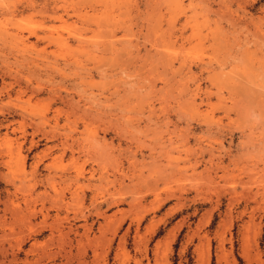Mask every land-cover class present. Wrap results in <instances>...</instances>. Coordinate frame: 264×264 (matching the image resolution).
<instances>
[{"label": "rangeland", "instance_id": "rangeland-1", "mask_svg": "<svg viewBox=\"0 0 264 264\" xmlns=\"http://www.w3.org/2000/svg\"><path fill=\"white\" fill-rule=\"evenodd\" d=\"M0 152V264H264V0H0Z\"/></svg>", "mask_w": 264, "mask_h": 264}, {"label": "bare ground", "instance_id": "bare-ground-1", "mask_svg": "<svg viewBox=\"0 0 264 264\" xmlns=\"http://www.w3.org/2000/svg\"><path fill=\"white\" fill-rule=\"evenodd\" d=\"M30 148H31V147H30ZM0 154H1V152H0ZM31 177H32V175H31ZM33 178H34V177H33ZM47 179H48V178H47ZM77 180H78V179H77ZM23 182H24V181H23ZM24 184H25V182H24ZM20 185H21V184H20ZM15 186H16V185H15ZM21 186H22V185H21ZM19 188H20V187H19ZM14 189H15V188H14ZM29 189H30V188H29ZM15 190H16V189H15ZM26 190H27V189H26ZM24 192H25V191H24ZM26 192H27V191H26ZM57 192H58V191H57ZM29 193H30V192H29ZM60 193L62 194L61 191H60ZM46 194H47V193H46ZM61 194H60V195H61ZM64 194H65V193H64ZM47 195H48V194H47ZM32 196H33V195H32ZM32 196H31V197H32ZM52 197H55V196H52ZM52 197H51V198H52ZM56 198H58V197H56ZM29 199H30V198H29ZM59 199H60V197H59ZM11 200H12V199H11ZM55 200H56V199L54 198V199H53L54 202H52V204H53V203L55 204V203L58 202L57 200H56L57 202H55ZM60 200H62V199H60ZM28 201H30V200H28ZM31 201H32V200H31ZM59 202H60V201H59ZM62 202H63V201H62ZM60 203H61V202H60ZM60 203H59V204H60ZM26 205H27V204H26ZM29 206H30V205H29ZM56 206H57V204L55 205V207H56ZM59 206H60V205H59ZM61 206H62V205H61ZM18 208H19V207H18ZM43 208H44V207H43ZM59 208H60V207H59ZM15 209H16V208H15ZM15 209H14V210H15ZM21 209H22V208H21ZM44 209H46V208H44ZM48 209H49V208H48ZM27 210H28V209H27ZM46 210H47V209H46ZM35 211H37V210L35 209ZM39 211H40V210H39ZM40 212L42 213V209H41ZM32 213H33V212H32ZM35 214H36V213H35ZM33 215H34V214H33ZM42 215H43V214H42ZM28 216H29V215H28ZM46 216L48 217V214H47ZM46 216H45V217H46ZM44 220H45V219H44ZM31 248H32V247H31ZM14 253H15V252H14ZM16 259H17V258H16ZM40 260H41V259H40ZM40 260H39V261H40ZM36 264H37V263H36Z\"/></svg>", "mask_w": 264, "mask_h": 264}]
</instances>
